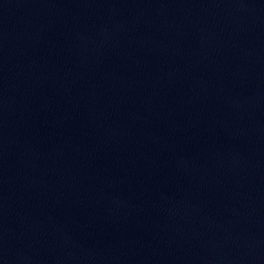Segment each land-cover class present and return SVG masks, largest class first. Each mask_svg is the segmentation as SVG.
Wrapping results in <instances>:
<instances>
[{
	"label": "water",
	"instance_id": "water-1",
	"mask_svg": "<svg viewBox=\"0 0 264 264\" xmlns=\"http://www.w3.org/2000/svg\"><path fill=\"white\" fill-rule=\"evenodd\" d=\"M0 264H264V217L139 226L0 221Z\"/></svg>",
	"mask_w": 264,
	"mask_h": 264
}]
</instances>
